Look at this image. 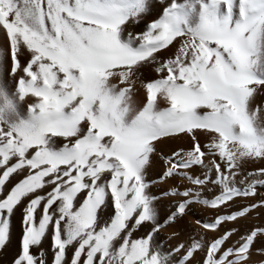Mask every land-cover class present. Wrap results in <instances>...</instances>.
<instances>
[{
	"label": "snow or ice",
	"instance_id": "6c2138e0",
	"mask_svg": "<svg viewBox=\"0 0 264 264\" xmlns=\"http://www.w3.org/2000/svg\"><path fill=\"white\" fill-rule=\"evenodd\" d=\"M0 264H264V0H0Z\"/></svg>",
	"mask_w": 264,
	"mask_h": 264
},
{
	"label": "bare ground",
	"instance_id": "6f19581e",
	"mask_svg": "<svg viewBox=\"0 0 264 264\" xmlns=\"http://www.w3.org/2000/svg\"><path fill=\"white\" fill-rule=\"evenodd\" d=\"M193 212L196 215H193V213H189L188 217H186L184 220H182L180 222V224L177 226V231H183V232L188 231L190 221L194 220L195 218H197V216H199L201 214L200 210L198 208L193 209ZM182 238H183V236H181V239ZM173 243H175V241H173ZM254 259H255V257H254Z\"/></svg>",
	"mask_w": 264,
	"mask_h": 264
}]
</instances>
